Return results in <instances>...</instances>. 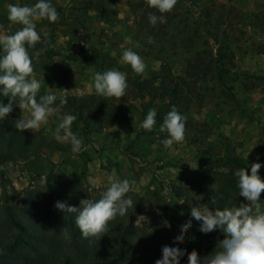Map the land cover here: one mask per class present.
I'll return each mask as SVG.
<instances>
[{"label":"rangeland","instance_id":"rangeland-1","mask_svg":"<svg viewBox=\"0 0 264 264\" xmlns=\"http://www.w3.org/2000/svg\"><path fill=\"white\" fill-rule=\"evenodd\" d=\"M68 2L66 7L54 3L59 13L57 21L63 20L65 30L76 39L94 44L93 63L85 60L79 64L80 72H71L62 61L57 65L46 58L47 50L43 48L45 51L33 59L30 78L41 82L38 95L52 92L59 101L67 96H98L94 74L116 68L127 74L125 95L103 97L120 111V119L113 127H92L90 131L83 128L82 122L73 121L71 131L86 145L77 154L71 152L70 142L53 134L58 123L56 114L38 130H18L26 141L37 143L44 139L59 144L62 150L43 149L38 156L0 164V221L7 208L21 218L20 209L28 199L48 206L49 175L79 204L82 199H98L108 177L113 175L135 181L126 194L132 198L134 207L107 225L111 230L130 233L127 248L130 255L149 258L156 264L155 257L162 254L164 241L179 243L186 249L178 264H187V253L192 250L200 256L211 253L222 239L196 232L193 227L199 222L190 216V208L197 203L205 204L207 192L218 187V174L231 168L229 156L239 155L245 145L252 144L248 139L253 128L240 134L237 128L229 133L226 126L232 119L238 121V117L254 121L253 110L259 108L255 103L259 93H264V61L256 62L254 57L249 61L242 56L246 49L251 54L264 52V0H177L174 8L164 14L166 23L155 27L148 23L147 14L156 9L149 8L147 0H129L121 6H114L113 0H95L104 22L94 26L91 21L90 25L80 21L87 16L84 8L88 0ZM5 3L18 0H0V25H3L0 34H12L17 30L4 23ZM19 3L33 4L35 0ZM50 25L57 26V22ZM128 36L142 45L134 50L146 64L143 73L134 72L117 54L131 47L125 42ZM149 36L154 43H147ZM40 49L28 50L31 54ZM161 77L170 86H178L177 98L166 97L162 101L161 95L155 98L147 95L153 91L151 86L159 85ZM144 82L150 90L141 95ZM173 105L187 116L186 135L181 142L165 148L161 140L167 134L159 132L157 123L152 131L139 125L149 109L168 112ZM23 115L20 109L16 119ZM258 172L264 179L262 168ZM260 199L264 200V191ZM55 203L53 200L52 205ZM57 211L61 218L63 212ZM185 219H192V226L180 239L174 234L181 230Z\"/></svg>","mask_w":264,"mask_h":264},{"label":"clouds","instance_id":"clouds-1","mask_svg":"<svg viewBox=\"0 0 264 264\" xmlns=\"http://www.w3.org/2000/svg\"><path fill=\"white\" fill-rule=\"evenodd\" d=\"M177 0H147L149 8L156 9L148 12V23L155 27L158 23H166L165 13L170 12ZM159 13V14H157ZM7 19L21 24L12 34H0V95L8 98V103L0 101V120L8 118L14 105L23 110L24 115L14 120V127L24 130H38L42 123H47L50 116L56 114L58 123L54 130L57 138L70 142L71 152L79 153L86 148L84 141L77 133L71 131V125L77 117L71 113L61 114L62 106L67 103L66 97H61L57 104V96L52 92L38 95L41 82L30 78L33 73V59L39 57L45 49L29 53V48H35L38 42L48 43V32H38L34 21L46 19L50 23L59 19V13L52 0H35L33 4L9 3L7 5ZM3 25H0L2 28ZM131 47L122 49L121 61L131 66L136 73H143L146 64L140 54L134 49L142 45L134 41L131 36L125 38ZM147 43L152 44L151 36ZM128 87L127 74L110 68L98 71L94 75V89L97 95L121 98ZM157 112L149 109L140 128L152 131L156 124ZM187 116L182 114L175 105L164 115L159 125V132L166 133L161 143L170 148L174 143L181 142L186 135ZM260 163L250 165V173L246 167H240L234 172L239 196L244 201L237 206L210 208L207 204H194L190 208V216L199 222V231L209 233L219 230L223 239L219 240L215 249L204 256L198 255L196 250L187 253V264H264V203L260 199L264 191V179L258 170ZM135 181L108 177V184L100 193L98 199H82L79 206L69 205L66 201H57L55 208L61 212L75 215V224L85 238H101L108 230L110 220L117 216H125L129 208L134 207L133 200L126 194ZM192 226V219L182 221L181 230L174 235L183 239L185 230ZM61 235L70 238L68 230L62 228ZM186 253V249L179 243L164 241L162 254L155 257L156 264H178Z\"/></svg>","mask_w":264,"mask_h":264},{"label":"trees","instance_id":"trees-1","mask_svg":"<svg viewBox=\"0 0 264 264\" xmlns=\"http://www.w3.org/2000/svg\"><path fill=\"white\" fill-rule=\"evenodd\" d=\"M94 1L88 0L85 7L96 6ZM160 80L158 86L155 88L151 86L153 91L149 92L150 94L146 92L150 90V86L144 82L141 95H145L144 91L154 98L161 95L162 101L166 97L177 98L178 86H170L165 77H161ZM66 98L67 103L62 106L61 114L75 115L76 120L82 122L86 131H90L92 127L98 129L113 127L119 122L120 111L110 104L108 98L100 95ZM0 101L8 103V98L0 95ZM19 111V107L14 105L8 118L0 120V164L17 158L28 159L38 156L43 149L62 150L59 144L52 141L44 139L37 143L26 141L14 127V120L18 117ZM166 113L163 109L157 111L158 127ZM207 155L209 157L212 155L211 158L216 157L213 154ZM228 162L231 168L228 172L218 174L220 178L218 187L210 189L205 196V204L210 208H223L233 203L238 206L239 203L246 202L239 196L234 172L240 167H246L250 173L249 167L238 155L229 156ZM47 188L50 199L48 206H42L38 200L28 199L20 209L21 218L11 208L5 211L0 221V264H152L149 258L132 256L127 251L130 239L128 231L121 233L120 229L111 230L109 226V230L102 233L101 238L83 237L75 224V215L63 213L61 219L59 216L61 213L52 205V201L56 200L79 206L78 199L70 197L50 175L47 179ZM61 228L68 230L70 238L61 235ZM193 228L196 232L202 233L199 231V225H194ZM209 235L218 240L224 238L220 231L209 232ZM140 252L144 255L143 250Z\"/></svg>","mask_w":264,"mask_h":264},{"label":"crops","instance_id":"crops-1","mask_svg":"<svg viewBox=\"0 0 264 264\" xmlns=\"http://www.w3.org/2000/svg\"><path fill=\"white\" fill-rule=\"evenodd\" d=\"M63 1L64 0H52V3H56L61 7H66L69 2L68 0L66 1V3H64ZM128 1L129 0H113V3H115L114 6H121L122 3L128 4ZM8 4H6V6ZM84 11H86L85 14L87 16H85L84 18L82 16V18H80L82 24L90 25L89 21H91V25L94 26V24H100L104 22V19L100 15V12L97 11L96 6L85 7ZM4 20V23L7 24L9 27H14L15 30H18L20 28L18 23H13L9 21L7 19V16L6 18H4ZM56 22L57 26L50 25L51 23L46 19L34 21L36 29H43V31L49 33L48 43L38 42L35 45V48H45L47 50V52L45 53V57L48 58L50 61H55L54 63H56L57 65L58 63L62 64L63 62L66 67L71 68V72L75 70H78L80 72V63H84L85 60H88L93 63L94 58L92 57V51L94 49V44L89 41L76 39L74 34H71L68 30H65L67 29V27H65V22L63 20H59V22ZM53 23L55 24V22ZM104 24L109 26L106 21ZM256 28V26H253V29ZM120 47L123 48V46ZM53 48H55V50L52 52ZM47 53L49 55H47ZM121 53L122 50H119V53L117 54ZM242 56L244 58H249V61H253L251 60V58L253 57L255 58L254 61L256 62L264 61L263 51H256L255 53L251 54L250 50L246 49V51L242 52ZM259 95L260 96L258 98V101L255 103V105L259 108L256 107L255 110H253L256 115V118L253 119L254 121H250V119L241 120L240 117H238V121L232 119L230 123L227 124L226 129H228L229 133H232L234 129H238L239 133L241 134L242 132L246 133V130L253 128V134L250 135L252 140H250L251 138L248 139V141L252 142V144L245 145V148L240 150L238 156H240V158L245 161L249 168L252 163H260L262 171L264 172V93L261 92L259 93ZM217 125H219V123H217Z\"/></svg>","mask_w":264,"mask_h":264}]
</instances>
